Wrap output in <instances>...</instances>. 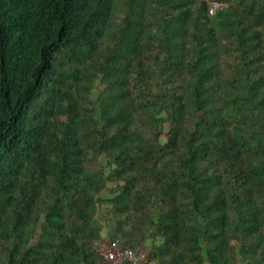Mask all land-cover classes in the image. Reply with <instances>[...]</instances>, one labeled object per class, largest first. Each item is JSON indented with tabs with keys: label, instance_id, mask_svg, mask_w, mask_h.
<instances>
[{
	"label": "trees",
	"instance_id": "16d2710c",
	"mask_svg": "<svg viewBox=\"0 0 264 264\" xmlns=\"http://www.w3.org/2000/svg\"><path fill=\"white\" fill-rule=\"evenodd\" d=\"M126 1L0 0V264H264V0Z\"/></svg>",
	"mask_w": 264,
	"mask_h": 264
},
{
	"label": "rangeland",
	"instance_id": "374dc122",
	"mask_svg": "<svg viewBox=\"0 0 264 264\" xmlns=\"http://www.w3.org/2000/svg\"><path fill=\"white\" fill-rule=\"evenodd\" d=\"M126 3L127 1L126 0H116V3H115V13H114V20H113V23H114V28L121 25L123 23V19L125 17V9H126ZM219 10V9H218ZM217 10V11H218ZM216 11V12H217ZM232 59V58H231ZM225 71L228 72L230 70V64L228 62L225 63ZM96 84H97V88H95V91L93 92L92 94V102H97V99H98V95L100 94V92L102 91V84L101 82H99V80L96 81ZM168 127L166 126L165 128V133L168 132ZM166 140V139H164ZM90 165L92 167H89L91 169V171L94 173V174H97V175H106L110 172L111 168L108 164V161H107V158L105 156H102V157H99L98 159L95 160V162H93V164L90 163ZM115 186V183L113 182H110L108 183V187L109 188H113ZM107 195V193H105ZM104 194V195H105ZM98 218L99 220H101L103 223H106V220H107V217H106V206L105 205H101L100 206V210L98 212ZM132 220H130L129 222H125L124 223V226L128 229V230H132V227H131V224L130 223ZM109 227L111 228H115L116 227V224L112 223L108 226L106 225L104 230L102 231V235H105V234H108L110 235V230H109ZM29 233L31 235H35V237L39 236V233L41 231V228L40 226L36 223H31L30 227H29ZM133 231V230H132ZM37 242V238L36 240H34V243ZM161 242L160 241H157V244H160ZM152 242L151 241H147L145 242L144 244H139L137 245L136 249L137 248H142L143 246H148V247H151L152 248ZM92 247V250H95L96 249L94 248V243L91 245ZM4 250L5 248L3 246H1L0 244V256H3L4 255ZM135 250V249H134ZM137 251V250H136ZM96 260L98 263L100 264H103L105 263L99 256L98 254H96L95 256ZM152 264H155V263H152Z\"/></svg>",
	"mask_w": 264,
	"mask_h": 264
},
{
	"label": "built area",
	"instance_id": "2783aa9c",
	"mask_svg": "<svg viewBox=\"0 0 264 264\" xmlns=\"http://www.w3.org/2000/svg\"><path fill=\"white\" fill-rule=\"evenodd\" d=\"M222 7V4L211 3L209 13L215 14ZM94 248L103 257L104 261L109 264H146L151 247L143 246L138 252L133 249L124 247L118 239L112 238L105 234L94 242Z\"/></svg>",
	"mask_w": 264,
	"mask_h": 264
}]
</instances>
